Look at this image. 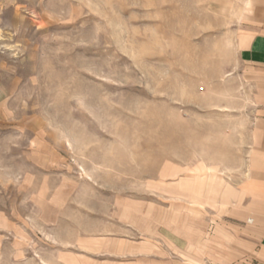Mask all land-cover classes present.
Returning <instances> with one entry per match:
<instances>
[{"label":"rangeland","instance_id":"374dc122","mask_svg":"<svg viewBox=\"0 0 264 264\" xmlns=\"http://www.w3.org/2000/svg\"><path fill=\"white\" fill-rule=\"evenodd\" d=\"M244 1L0 0V264H216L164 194L191 145L222 160L199 94Z\"/></svg>","mask_w":264,"mask_h":264},{"label":"crops","instance_id":"0c3cea01","mask_svg":"<svg viewBox=\"0 0 264 264\" xmlns=\"http://www.w3.org/2000/svg\"><path fill=\"white\" fill-rule=\"evenodd\" d=\"M244 3L253 16L222 33V75L199 94L221 116L222 160L210 156L214 145L206 144V157L191 145L188 156L174 160L173 192L164 194L179 205L166 211L173 219H163L175 234L174 248L216 264L230 262L229 247L235 264H264V0ZM182 201L196 205L183 213Z\"/></svg>","mask_w":264,"mask_h":264},{"label":"bare ground","instance_id":"6f19581e","mask_svg":"<svg viewBox=\"0 0 264 264\" xmlns=\"http://www.w3.org/2000/svg\"><path fill=\"white\" fill-rule=\"evenodd\" d=\"M2 38L0 37V40H1Z\"/></svg>","mask_w":264,"mask_h":264}]
</instances>
